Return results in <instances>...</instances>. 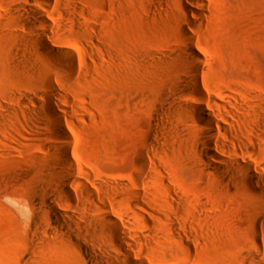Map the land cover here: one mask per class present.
<instances>
[{"label": "rangeland", "instance_id": "rangeland-1", "mask_svg": "<svg viewBox=\"0 0 264 264\" xmlns=\"http://www.w3.org/2000/svg\"><path fill=\"white\" fill-rule=\"evenodd\" d=\"M199 1L53 0L44 11L34 5L46 14L47 28L22 11L27 0H0V264H28L29 251L35 256L29 264H81L73 245L60 243L69 234L49 223L43 204L42 190L48 189L50 200L71 209L57 192L60 182L51 170L60 163V146H67L80 168L97 180L132 186L141 179L143 199L132 195L135 189L124 195L108 189L101 200L127 212L137 202L143 207L134 210L153 223L158 235L150 247L138 246L151 263L264 264V223L257 221L264 218V190L251 194L229 171L204 161L201 151L207 148L193 132L198 125L207 127L189 110L201 102L192 90L176 91L187 76L182 53L191 37L204 59L206 80L238 88L228 94L241 105H264V0ZM30 19L36 26L27 30ZM28 32H47L54 44L73 51L76 73L62 63L49 69L40 51V67L29 71L18 65L29 58L19 45ZM49 83L56 88L67 145L48 129ZM215 93L211 97L218 99ZM241 114L242 122L226 115L230 125L221 118L219 123L253 147L243 158L264 176V129L257 123L264 110ZM219 138L228 147L222 157H242L237 138ZM32 200L38 207L29 206ZM88 202L83 195L73 203ZM171 220L186 223L196 243L179 250L168 241ZM36 234L39 241L32 237ZM256 242L261 253L252 249Z\"/></svg>", "mask_w": 264, "mask_h": 264}, {"label": "bare ground", "instance_id": "bare-ground-1", "mask_svg": "<svg viewBox=\"0 0 264 264\" xmlns=\"http://www.w3.org/2000/svg\"><path fill=\"white\" fill-rule=\"evenodd\" d=\"M186 1H191L193 5L201 3L199 0ZM52 2L53 0H27L26 6L22 11L26 15L40 20L48 28L51 25L46 14L42 13L41 10L44 11ZM34 5H40L41 10H38ZM198 16L201 17L202 15L199 13ZM32 20L27 21V30L36 26L35 22L37 21ZM188 23L192 25L193 21H188ZM22 39L25 41L20 42L19 45L26 50L29 58L18 61V65L24 66L29 71L40 67L41 62L36 57V54L40 51L42 55H45L44 57L48 62L47 67L49 69L56 68L58 63H62L68 66L71 74L76 73L77 55L69 49L54 44L49 33H33V36H31L28 32L27 39ZM191 40V37L187 38L185 41L186 52L182 53L183 60L186 62L183 65V69L187 71V76L182 81V84H177L176 91L177 93H185L192 90L201 102L200 105L192 106L189 110L196 113L198 120L195 118L194 121L196 120L207 127L206 130H203L198 125L199 130L193 132L200 137L207 148L201 151L202 157L213 169H223L233 174L236 177V182L241 181L242 186L247 192L258 194L259 191L264 190V176L257 175L251 162L243 158L253 147L242 141L238 132L230 131L227 126L220 125L219 121H221V118L230 125L231 122L226 115H232L237 123L242 122L243 116L241 113L246 112L249 114L253 112L258 115V112L264 110V105L261 107L254 104H250L249 106L248 104L245 106L241 105L235 97L228 94L229 90H238V88L234 86L227 89L219 88L209 80H206L204 69L201 65L204 63V59H202L201 53L194 47ZM33 42H37L39 47H34ZM82 50L87 54L90 53L87 46H84ZM190 61H195L199 64H190ZM80 63L82 65L85 64L84 58L81 59ZM70 79H72V76H70ZM49 87L53 93L50 95L46 108L47 117L50 119L48 129L57 141L63 143V145H67L69 143V133L63 123L62 110L55 102L56 88L52 83H49ZM212 92H219L218 94L215 93L219 98H212ZM33 110L38 116H42L38 105L34 104ZM12 114H17V112L14 111ZM257 123L261 124V128L264 129V114L258 115ZM219 134H225L226 136L238 139L241 158H224L221 156L220 152H227L228 147L221 142ZM197 150H199V147ZM57 152L60 163L51 169L55 179L60 182L56 190L64 194L62 201L66 202L73 211L62 208L60 204L50 200L46 194L48 189H43L42 192L44 193L43 204L47 210V220L51 225L69 234L67 238H59L60 243L62 245L72 244L74 254L81 264H155L151 263V260H148L146 257L147 254L138 248L141 245L150 247L158 238V235L154 231L155 226H153V223H149L141 214L134 210L136 208L144 211L143 207L138 205L139 202L130 205L129 209L132 212H127L118 210L115 207L111 208L105 200H101V196L103 193L108 192V189L117 191L121 195H124V193L128 194L131 189H135L132 195L143 199L141 179H137V183L132 186L124 180L119 182L97 180L90 173L80 168L78 163L72 158V152L67 146H60ZM142 162L143 168L147 171V163L145 160H142ZM47 167L49 168V166ZM78 170L80 171L79 173H77ZM78 174H81L82 178L89 185L85 184L77 176ZM77 184L84 185L85 188L77 190L75 189ZM36 189L39 191L40 186ZM83 195L89 196L91 202L85 203L82 207H76L73 202L78 201ZM29 206L32 209L38 207L37 202L34 200L29 202ZM56 213L60 217H57ZM100 213L106 215V220H103L99 216ZM257 221L262 224L264 223V218ZM39 229L44 233H48L45 225L42 223L39 224ZM170 230L172 237L168 241L176 245L179 250L189 248L192 243H196V234L190 230L186 223L179 220H171ZM32 237L38 241L41 239L39 234L32 235ZM252 249L257 253H261V245L258 242L253 245ZM32 253L29 251L25 256L28 264L35 258ZM254 259L257 262L260 260V258Z\"/></svg>", "mask_w": 264, "mask_h": 264}]
</instances>
